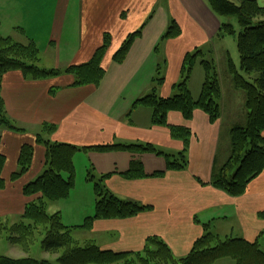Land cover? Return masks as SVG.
<instances>
[{
  "label": "crops",
  "instance_id": "1",
  "mask_svg": "<svg viewBox=\"0 0 264 264\" xmlns=\"http://www.w3.org/2000/svg\"><path fill=\"white\" fill-rule=\"evenodd\" d=\"M256 1L264 6V0ZM22 19L26 23L18 25L22 26L18 32L14 26H4ZM173 23L179 33L165 36ZM221 23H225V18L213 12L206 0H0L1 35L21 43L33 41L41 53L53 55L56 67L87 62L104 39L109 40L101 59L105 74L97 85H72V75L64 72L43 79H31L18 70L3 74L1 97L7 117L19 130L0 126V153L5 157L0 218H16L36 198L25 196L22 187L45 168L44 147L35 143V135L44 122L56 126L46 136L50 141L77 146L151 143L170 156L183 149L184 136L181 133L180 138L175 137L171 128L184 127L189 130L188 164L180 170L165 171L163 156L148 152L75 153V171V159L86 156L99 176L112 173L104 184L113 194L150 207L129 218L94 220L93 225L102 232L100 238L103 242L108 240L103 249L141 250L149 236H158L175 257H182L203 235V223H209V231L221 237L260 239L264 219L258 218L257 213L264 211V170L239 196H231L210 183L214 168L221 166L230 153L221 151L223 141L229 140L230 128L236 124L232 108L238 105L235 101L239 98L235 90H228L219 81L221 114L215 122L203 110L195 109L190 119L170 111L167 126L152 125L150 109L133 107L136 99L147 95L150 82L157 75L163 81L155 93L172 96L176 84L181 82L186 54L199 52L195 66L200 69L204 57L217 64V59L226 57L230 38L216 35ZM137 31L140 34L135 36L125 58L115 61L113 54L129 34ZM162 64L163 70L157 72ZM201 70L194 84L191 79L187 83L194 98L204 79ZM23 144H33L34 153L28 170L14 180L11 175L18 169ZM133 158L141 160L147 174L160 170L165 173L125 178L121 173L129 168Z\"/></svg>",
  "mask_w": 264,
  "mask_h": 264
},
{
  "label": "trees",
  "instance_id": "2",
  "mask_svg": "<svg viewBox=\"0 0 264 264\" xmlns=\"http://www.w3.org/2000/svg\"><path fill=\"white\" fill-rule=\"evenodd\" d=\"M213 12L218 15L236 16L240 31L236 39L239 53V66L228 59V72L233 85L244 93V107L247 110L243 124H235L229 130L230 153L224 163L215 167L210 183L231 196L242 195L248 183L264 170V7L257 4L256 0H239L235 4L230 0H206ZM256 20V22H255ZM179 33V28L173 23L165 32V36H174ZM140 31L129 34L119 49L113 54L115 61H122ZM227 34L234 35L235 29L230 22L221 23L217 32L218 37ZM107 37V36H106ZM108 38V37H107ZM105 38L93 56L85 63L70 64L63 70L64 73L73 74L75 77L72 85L95 84L97 85L105 74L101 66L109 40ZM197 53L186 54L183 58L181 82L176 84V94L162 97L155 92L136 99L133 107H145L151 110V124L167 126V114L178 111L185 119H190L193 110L201 109L211 122L219 119L221 85L217 76L213 60H201L200 65L204 71V79L197 98H194L188 85V76L185 71H191L197 59ZM40 50L33 41L20 43L11 37L2 36L0 33V91L1 79L8 71H21L24 76L31 79H43L61 74L58 69L43 68L39 65ZM256 73L257 77L250 82L246 75ZM156 77V76H155ZM155 77L153 81H155ZM160 82L163 78L158 79ZM155 89V88H154ZM52 92V91H51ZM0 126L13 130L16 128L6 115L5 104L0 93ZM53 123L44 122L41 131L35 135V143L44 147L45 168L33 180L22 187L25 196H36L30 200L19 219L8 231V240L21 245L26 252L28 246L34 241V232L41 237L40 247L45 252L58 253L56 258L60 264H105L110 262L125 261V264H211L220 258H231L235 264H264V249L258 239L248 241L238 236H226L221 239L217 234L209 231L210 224L203 223L204 233L198 237L190 251L182 256L175 257L169 246L158 236L146 239L143 253L139 252H114L101 250L95 244L79 246L74 242L73 231L87 229L97 219H123L135 216L149 206H143L132 200H124L113 194L104 184V180L112 173L101 174L94 183L95 205L94 214L87 216L85 222L77 226H67L62 222L59 211L48 212L50 203L67 199L75 185V166L73 157L77 151H127L132 154L153 153L165 158L166 170L184 169L188 164L186 157L189 145V130L184 127H173L171 133L175 137H183V149L175 156L165 154L160 148L151 143H106L77 146L67 142L50 141L46 136L55 130ZM34 149L33 144H23L18 156V169L11 175L17 179L29 168ZM172 159V160H171ZM5 157L0 153V188L5 186L1 171ZM164 170L147 174L140 159L133 158L129 168L121 173L128 179L148 176H160ZM257 217L264 219V211L257 213ZM1 220V219H0ZM0 226V234L5 232ZM16 231V235L11 234ZM23 246V247H22ZM137 263V264H138ZM0 264H53L46 259L33 257L12 258L0 255ZM159 264V263H158Z\"/></svg>",
  "mask_w": 264,
  "mask_h": 264
},
{
  "label": "rangeland",
  "instance_id": "3",
  "mask_svg": "<svg viewBox=\"0 0 264 264\" xmlns=\"http://www.w3.org/2000/svg\"><path fill=\"white\" fill-rule=\"evenodd\" d=\"M230 1L234 2L235 4H239V0H230ZM261 7H264V6H261ZM223 17L225 18V22H230L233 25V27L235 29V34L234 35H231V34L225 35L232 40V41H230V39H228V41L226 43L227 44L226 48H227V52H228V53H226L227 58L225 56H223L224 58L219 59V60L217 59L218 64H217V62L214 61V67L216 68V72L219 71L218 79H219V81L222 80L221 83L223 84V86L225 88H227L228 90H231L232 88H233V91L235 90L234 92L236 93L239 100L235 101V103H236L235 105H237V104L238 105L236 107L232 108V110L235 111V118L234 119L236 121L235 122L236 124H243L245 122L246 114H247V110L245 109V107L243 105L244 93L241 89H238L233 85V81H232L231 75L228 72V66H227L229 58L234 62V64L237 67L239 66V53H238L237 47H236V39L238 36V32L241 29H240V26H239V23L237 21L236 16H225V15H223ZM256 20L257 21L258 20H264V17L260 16ZM256 20H255V22H256ZM25 23H26V21L22 19V21L21 20L20 21L12 20L9 23H6V24L3 23V24H4V26L5 25L14 26L13 28L16 29L18 32V28L22 27V26H18V25L19 24L25 25ZM171 25L172 24H170V26ZM24 27H27V26H24ZM10 33H12V32H10ZM31 33H32V31H31ZM37 34L38 33H35V35H37ZM41 35L42 36L44 35V29H43ZM38 36L41 37L40 34H38ZM22 44H24V43H22ZM38 49L40 50L39 47H38ZM192 54H194V53H192ZM199 59L200 58H198V60ZM204 59L211 60L210 57H208V58L204 57ZM39 65H40V67L44 66V68L58 69L61 71V73L63 72V70H65V68L67 66H69V65H67L65 67H62V66L56 67L53 55L49 54V53L47 54V51L43 52V53L40 52ZM163 66L164 65L162 64V67L156 71L157 72L162 71ZM201 69H202V67H201ZM201 69L198 67V65H196V66L194 65L192 67L191 71L183 72L184 73L183 76L184 77L188 76L189 79H191L193 81V84H194L196 82V80H198V74H199ZM217 69H218V71H217ZM202 71L203 70H201V73H202ZM157 72H155V73H157ZM71 75H72V78L74 81L75 77L73 74H71ZM217 76H218V73H217ZM245 77L250 82H253L254 78L257 77V74L256 73H251L250 75L245 74ZM155 79H156L155 81L150 82L151 88L147 94H151V93L155 92V90L159 89L160 86L162 85V82H160V80H158V79H160L159 75H157L155 77ZM189 79H188L187 83L189 82ZM61 81L64 83L66 82V80L63 81V79H61ZM154 88H156V89H154ZM0 93H1V91H0ZM176 93H177V91H175L174 94H176ZM222 144L223 145H222V151L221 152L223 154H225L226 150H227V153H229V150H230L229 140L223 141ZM162 158H163L162 163L164 162L166 164L165 158L164 157H162ZM75 161H76L75 162V165H76L75 181H76V183H75L74 187L71 189V191L69 193V197L67 199H65L67 201L61 200L58 202V204L56 206L51 207V208L48 206V212H50V213L55 211V210L60 211L61 217L63 215V217L61 218L62 222H64L66 225H69V226L81 225L85 222V218L87 216H90V215L92 216L94 214V205H95L94 183L97 182V179L99 176L98 172L95 173L94 169L91 167L89 160H88V158H86V156L76 158ZM0 219H1L0 220V226L4 230H6L2 234H0V255H5L8 257H12V258H21V257L29 256V257H33L36 259H46V260L51 261L53 264H60L56 260L58 253H50V252H45L42 250V248L40 247L41 237L39 234H37L35 232L33 235L34 241H32L30 243V245L28 246L29 250L26 252L21 248V245L12 243L7 238V236H8L7 232L11 230L10 228L12 227V225L16 224V222H18L19 219L17 217L16 218H4V219L0 218ZM12 232L13 233H11V234H14V235L17 234L16 231H12ZM72 234H73L74 242L79 246H85V245L91 243V244H95L98 248H100L102 250L103 247L105 246L106 242L108 241L107 240L106 242H103V239L100 238L102 232H101V230H99L97 228V225L96 226H95V224L93 225V222L89 228L74 230ZM226 236H230V235H226ZM226 236H222V237L219 236V237L221 239H223ZM112 238H113V236H112ZM112 238L110 237L109 239H112ZM257 241H258L260 247L262 249H264V233H261L260 239H258ZM125 243L126 242L124 241V244ZM110 246H112V245H110ZM143 248L141 250H129V251H125V252H139V253H142V255H144ZM137 263L138 262H136L135 264H137ZM158 263L162 264L161 262H157V261H156V263H153V264H158ZM105 264H125V261L121 260V261L110 262V263H105ZM138 264H140V263H138ZM211 264H235V261L233 259L227 257V258L217 259L216 261H214Z\"/></svg>",
  "mask_w": 264,
  "mask_h": 264
}]
</instances>
